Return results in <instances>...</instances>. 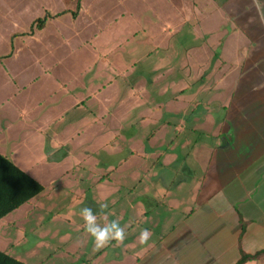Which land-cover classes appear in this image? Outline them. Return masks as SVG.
<instances>
[{
    "label": "crops",
    "instance_id": "obj_1",
    "mask_svg": "<svg viewBox=\"0 0 264 264\" xmlns=\"http://www.w3.org/2000/svg\"><path fill=\"white\" fill-rule=\"evenodd\" d=\"M44 14L27 31L0 20V154L44 187L0 222V250L25 264H237L264 251L252 0H77ZM44 35L94 44L44 49ZM82 207L117 220L124 242L96 249Z\"/></svg>",
    "mask_w": 264,
    "mask_h": 264
},
{
    "label": "trees",
    "instance_id": "obj_2",
    "mask_svg": "<svg viewBox=\"0 0 264 264\" xmlns=\"http://www.w3.org/2000/svg\"><path fill=\"white\" fill-rule=\"evenodd\" d=\"M80 9L79 5L78 10ZM43 24V21L37 22L38 28H41ZM43 191L44 187L40 183L18 168L9 157L0 154V222L28 204ZM263 257L264 251L255 255L242 252L241 259L237 264H246ZM0 264L25 263L0 250Z\"/></svg>",
    "mask_w": 264,
    "mask_h": 264
},
{
    "label": "rangeland",
    "instance_id": "obj_3",
    "mask_svg": "<svg viewBox=\"0 0 264 264\" xmlns=\"http://www.w3.org/2000/svg\"><path fill=\"white\" fill-rule=\"evenodd\" d=\"M76 2L77 0H0V20L1 23L3 20L4 26L8 27V29L12 27V31H15L14 28L15 24L21 26L22 24H24L26 27L24 30L27 31L28 28L27 24L28 23L30 24L32 21L36 23V21L41 15L42 16L45 15L44 14L45 12L52 11L53 13H55L56 11L59 10L69 11V9H72L74 7ZM19 20L22 23H18L20 22ZM45 42H46V47L51 48L53 50H65L67 49V47L73 48L74 50L75 49L87 50L90 49L91 46L94 44V40L91 39L90 41L87 40L84 43V45L87 46L82 47V41L81 40L79 41L78 38L75 37L74 35L71 36V38L57 37V39L50 38L49 36L45 38L44 35L39 40L40 46L44 49H45L44 47ZM71 44L73 45L70 46ZM29 226H31V224L28 225V227ZM11 238H14V233L11 234ZM29 243L26 246H29L30 245Z\"/></svg>",
    "mask_w": 264,
    "mask_h": 264
},
{
    "label": "clouds",
    "instance_id": "obj_4",
    "mask_svg": "<svg viewBox=\"0 0 264 264\" xmlns=\"http://www.w3.org/2000/svg\"><path fill=\"white\" fill-rule=\"evenodd\" d=\"M252 3L257 12L261 15V19L264 20V0H252ZM100 207L101 210H103L107 205H101ZM80 215L85 222L86 232L93 238L96 249L103 248L113 241L118 244L124 242L126 233L117 220H113L101 226L97 223V214L94 213L93 209L90 207H82L80 209ZM150 237L151 232L148 229L142 230L138 238L139 243L141 245H146Z\"/></svg>",
    "mask_w": 264,
    "mask_h": 264
}]
</instances>
